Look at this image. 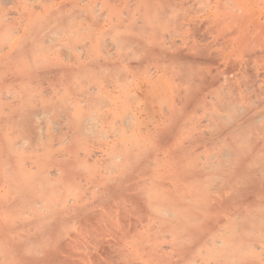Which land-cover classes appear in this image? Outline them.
I'll return each mask as SVG.
<instances>
[{"label": "rangeland", "instance_id": "1", "mask_svg": "<svg viewBox=\"0 0 264 264\" xmlns=\"http://www.w3.org/2000/svg\"><path fill=\"white\" fill-rule=\"evenodd\" d=\"M0 74V264H264V0H0Z\"/></svg>", "mask_w": 264, "mask_h": 264}, {"label": "bare ground", "instance_id": "2", "mask_svg": "<svg viewBox=\"0 0 264 264\" xmlns=\"http://www.w3.org/2000/svg\"><path fill=\"white\" fill-rule=\"evenodd\" d=\"M10 76H13V75H10ZM0 77H1V74H0ZM1 80H3V79H1ZM8 80H10V78H8ZM4 81H5V78H4ZM1 82L3 83V81H1ZM10 82L13 83L12 80H10ZM10 82L8 81L9 84H12ZM2 83L0 84L1 87L3 86ZM3 95L4 94L1 95V93H0V103H1V99H2ZM10 95H12V94H10ZM6 96H7V94H6ZM22 96H23L22 99H23V101L25 103L22 102V99H20ZM24 96L25 95H21V97H18V95H17L15 97L16 99L14 98L15 99V102L13 103V104H15V106H16V103L17 102L24 103V106L20 105L21 107H19V108H18V106H19L20 103L17 104V106H16L18 108L17 110L19 111V113H16L17 114V118L20 120L19 121L20 124L17 125L19 127L17 129V130H19L17 132V135H15L13 137L12 136H9V135H6V133L5 134L2 133L3 134L2 136L0 135V173L4 174V173L10 172V171H12V172L13 171L14 172L15 171H21V172H23L25 174V177H30V176H33L34 177V183H35V186L36 187H39V188H44L45 187V188L49 189V192H51L52 194H56V191L61 187L62 184H64L63 181H62V178L57 174V172L56 171H53V172L46 171L45 169H42L40 167V165H38L36 163H34V165H33V164L28 163V162H25L22 159V155L20 154V152H21L20 150L24 146V139L27 136L32 138V139L30 138L32 140L31 141L32 142V145L33 146H36V145L42 144V142L45 143V144H47L46 142H48V141H44L46 139H42V138H44V136H47L48 137V135H49V134H47V135L45 134V133H48V131H47V128L45 127V124L42 122L41 112L38 109H36V107L34 108V106L37 104V102L34 101L35 99H32L31 100L32 103L35 102V105L32 106L33 104L30 101H27L28 99H25ZM7 99L9 101V98L6 97L5 100H7ZM14 99H12L10 101L13 102ZM24 99L27 102L31 103L32 105L29 104V103L27 104ZM16 100H17V102H16ZM19 100H21V101H19ZM228 101H230V100H228ZM236 101H237V99H236ZM262 102H261V104H264V101H262ZM13 104L12 105H9L10 106V108H8L9 110L10 109H13ZM258 104H260V103H258ZM7 106L8 105H6V107ZM12 112H9V114L12 113ZM13 114H14V112H13ZM10 116H12V114H10ZM256 116H257V119H258V115H256ZM256 116L254 115V117H256ZM13 117H15V116H13ZM13 117L12 118H9V119L12 120ZM250 118H252V117H250ZM253 120H255V119H253ZM6 122H7V120H6ZM9 127L10 126H8V128ZM234 129H236V128H234ZM14 133L16 134V132H14ZM19 133H21V134L24 133L25 136H22L21 135L22 137H20L19 136L20 135ZM48 140H50V138ZM24 179L25 178L23 177L22 180H24ZM256 216H257V219L259 221L264 222V208H262L261 210H259V212L256 213ZM252 230H254V229H252ZM226 234H228V235H226ZM224 235H226V236H224ZM224 235H223L222 238L215 240L214 245L212 246L213 250H218V252H220L219 253V256H223V255H226V254H228L230 256H234L233 254L238 255V254H240V251H243L244 250V247L247 246V245L250 248H254V249L255 248H258V247H260V248H263L264 247L261 244L259 246H256L253 243H250L248 241H245V240L241 239L239 236H235V234L233 233V231H225L224 232ZM263 243H264V240H263ZM217 258H219V257L217 256ZM216 263H217V261H216Z\"/></svg>", "mask_w": 264, "mask_h": 264}]
</instances>
